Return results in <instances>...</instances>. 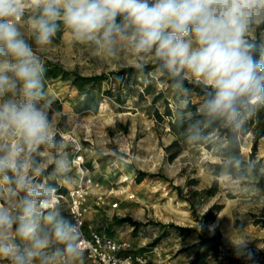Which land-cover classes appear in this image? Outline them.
<instances>
[{
  "label": "rangeland",
  "instance_id": "rangeland-1",
  "mask_svg": "<svg viewBox=\"0 0 264 264\" xmlns=\"http://www.w3.org/2000/svg\"><path fill=\"white\" fill-rule=\"evenodd\" d=\"M34 15L33 10H26L19 24L46 69V111L57 144L42 145L33 152L26 174L33 185L51 190L52 207L70 220L66 191L82 169L98 183L84 201L86 222L105 227L115 239L129 240L134 251L146 254L150 264H264V191L253 178H232L217 172L223 138H214L211 148L191 140L170 146L174 136L168 129L165 104L175 113V104L183 106L186 101L177 102L178 95L174 99V92L159 79L158 72L136 78L118 73L124 67L153 64L155 57L137 56L119 39L112 44L76 41L62 23L52 42L39 47L27 23ZM260 23L251 25L246 39L252 44L257 40L264 50ZM75 74H105V78L93 82L75 78ZM148 84L151 88L146 93ZM158 94L161 96L155 98ZM2 142L11 143L13 138ZM253 142L250 131L242 137L243 157H249ZM77 148L83 157L82 167L72 163ZM255 157L264 173V137L257 142ZM57 161L62 167H57ZM214 182L212 195L201 193ZM14 187L0 181V206L17 213L26 192L11 191ZM53 190L62 195L57 201ZM125 190L135 197L125 199ZM116 200L119 207L112 210L110 203ZM212 205L221 208L203 234L212 235L214 227L218 228L215 249L197 245L202 215ZM125 217L138 225L123 221ZM172 224L191 227L192 231H178ZM40 226L48 227L43 221ZM10 236L15 238L14 230ZM64 247L53 239L32 264H91L80 252L62 255ZM0 264L11 261L0 256Z\"/></svg>",
  "mask_w": 264,
  "mask_h": 264
},
{
  "label": "clouds",
  "instance_id": "clouds-1",
  "mask_svg": "<svg viewBox=\"0 0 264 264\" xmlns=\"http://www.w3.org/2000/svg\"><path fill=\"white\" fill-rule=\"evenodd\" d=\"M28 9L36 13L27 23L39 47L62 23L76 41L119 39L137 56L152 54L175 87L184 80L210 86L202 106L210 119L238 122L241 106L264 99V57L254 58L246 39L253 23L264 22V0H0V181L26 192L19 212L0 206V256L11 264H32L53 239L65 245L62 255H79L77 226L52 207L51 190L26 174L33 152L57 144L46 69L19 24Z\"/></svg>",
  "mask_w": 264,
  "mask_h": 264
},
{
  "label": "trees",
  "instance_id": "trees-1",
  "mask_svg": "<svg viewBox=\"0 0 264 264\" xmlns=\"http://www.w3.org/2000/svg\"><path fill=\"white\" fill-rule=\"evenodd\" d=\"M258 27L264 28V22H261ZM253 45L254 58L260 59L264 57V50L261 49L257 40L254 41ZM149 71H156L159 73V79L165 82L174 92V99L179 96V98H176L177 102H180V99L186 101L183 106L177 103L175 104V113L171 111L168 104H165L164 111L169 117L168 129L174 136L170 146H178L182 142L191 140L196 144L211 148L214 138H223L225 144L220 150L221 163L216 166L217 172L223 171L232 178H253V183L260 190L264 191V173H262L260 169V159H256L255 157L257 142L261 137H264V99H259L255 103L241 106V116L238 122L229 123L221 119H210L202 110L207 94L211 91L210 86L184 80L183 87H175V81L160 70L157 60L153 64L142 67H124L118 73L128 78H136ZM75 78L98 82L105 78V74L89 77H82L75 74ZM150 88L151 85L148 84L145 86L144 91L149 93ZM160 96L161 95L158 94L155 98H159ZM191 97H194L196 100H191ZM155 115L157 118H161L158 111H155ZM249 131L254 135V142L251 146L249 157L245 158L240 152V141ZM215 185L216 182H214L213 186L202 189L201 193L212 195L216 188ZM195 193H197V191L193 192V194ZM220 208V206L212 205L208 208L206 213L202 215V222L197 240V245L199 247L216 248V240L219 237L218 228L214 227L212 235L203 233L206 232L207 225L213 221L215 213L219 211ZM193 213H195L194 210ZM261 213L262 216H264V207H262ZM122 220L129 221L134 226L138 225L137 222L128 217L122 218ZM171 226L181 232L192 231L191 227L173 224Z\"/></svg>",
  "mask_w": 264,
  "mask_h": 264
},
{
  "label": "built area",
  "instance_id": "built-area-1",
  "mask_svg": "<svg viewBox=\"0 0 264 264\" xmlns=\"http://www.w3.org/2000/svg\"><path fill=\"white\" fill-rule=\"evenodd\" d=\"M72 163L78 167L83 165V157L79 148L74 152ZM97 186L98 183L94 182L93 178L81 169L79 177L66 191V196L69 199V218L77 226L79 232L78 238L74 241L78 252L84 254L91 264H150L146 254L134 251L129 240L115 239L105 227H96L86 222L84 201L89 191ZM52 192L54 194V190ZM54 196L55 201L62 197L58 193H55ZM134 197L133 193L126 192L125 194L127 200ZM118 207L119 201L110 203L112 210H116Z\"/></svg>",
  "mask_w": 264,
  "mask_h": 264
},
{
  "label": "crops",
  "instance_id": "crops-1",
  "mask_svg": "<svg viewBox=\"0 0 264 264\" xmlns=\"http://www.w3.org/2000/svg\"><path fill=\"white\" fill-rule=\"evenodd\" d=\"M111 235V234H110ZM117 239H121V238H117ZM133 248V247H132ZM134 249V248H133Z\"/></svg>",
  "mask_w": 264,
  "mask_h": 264
}]
</instances>
